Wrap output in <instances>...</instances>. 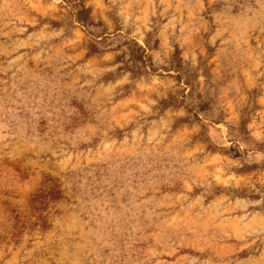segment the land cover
Returning <instances> with one entry per match:
<instances>
[{"label": "rangeland", "instance_id": "obj_1", "mask_svg": "<svg viewBox=\"0 0 264 264\" xmlns=\"http://www.w3.org/2000/svg\"><path fill=\"white\" fill-rule=\"evenodd\" d=\"M261 148L264 0H0V264H264Z\"/></svg>", "mask_w": 264, "mask_h": 264}, {"label": "trees", "instance_id": "obj_2", "mask_svg": "<svg viewBox=\"0 0 264 264\" xmlns=\"http://www.w3.org/2000/svg\"><path fill=\"white\" fill-rule=\"evenodd\" d=\"M138 49L143 53L142 48L138 47ZM261 149H264V148H261ZM261 168L264 169V165ZM48 181L52 183L54 180L52 178H49ZM60 198H62V191L59 190V186L54 185V186H50L48 189L39 190L35 194V196L32 198V202L33 204L39 205V207H41L45 205L47 201H55ZM39 220L42 222V227L47 225L46 220L42 216H39Z\"/></svg>", "mask_w": 264, "mask_h": 264}]
</instances>
